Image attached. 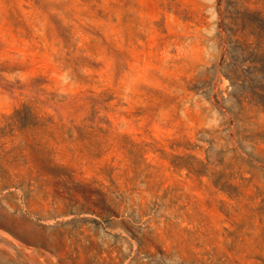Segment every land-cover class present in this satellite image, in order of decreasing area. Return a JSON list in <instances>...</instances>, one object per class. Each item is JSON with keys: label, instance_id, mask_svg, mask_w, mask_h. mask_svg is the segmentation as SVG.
<instances>
[{"label": "rangeland", "instance_id": "374dc122", "mask_svg": "<svg viewBox=\"0 0 264 264\" xmlns=\"http://www.w3.org/2000/svg\"><path fill=\"white\" fill-rule=\"evenodd\" d=\"M0 264H264V0H0Z\"/></svg>", "mask_w": 264, "mask_h": 264}]
</instances>
